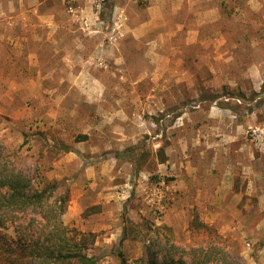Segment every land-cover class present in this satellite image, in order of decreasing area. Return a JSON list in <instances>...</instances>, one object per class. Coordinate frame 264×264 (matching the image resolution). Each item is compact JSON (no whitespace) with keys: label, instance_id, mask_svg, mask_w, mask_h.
<instances>
[{"label":"rangeland","instance_id":"obj_1","mask_svg":"<svg viewBox=\"0 0 264 264\" xmlns=\"http://www.w3.org/2000/svg\"><path fill=\"white\" fill-rule=\"evenodd\" d=\"M93 1L84 27L72 0H0L1 150L35 188L59 182L96 264L149 247L264 264V0ZM34 215L0 227V264L28 262Z\"/></svg>","mask_w":264,"mask_h":264},{"label":"trees","instance_id":"obj_2","mask_svg":"<svg viewBox=\"0 0 264 264\" xmlns=\"http://www.w3.org/2000/svg\"><path fill=\"white\" fill-rule=\"evenodd\" d=\"M79 139H86V135L79 136ZM65 149L69 151L70 148ZM14 155L0 148V227L6 221L14 220L18 213L35 214L24 226L16 227L17 246L27 257L26 264H96L97 258L84 251L86 235L70 236L63 223L67 192L54 198L59 187L57 181L43 182L40 189L35 188L32 177L15 163ZM89 234L92 235L91 232ZM23 240L26 241L25 246ZM217 252L212 248L207 258H191L189 264H202L205 259L216 258ZM146 256V264H187L185 256L177 257L169 249L153 251L149 247ZM121 263L126 264V260H121ZM222 264L243 263L238 257L230 261L225 258Z\"/></svg>","mask_w":264,"mask_h":264},{"label":"crops","instance_id":"obj_3","mask_svg":"<svg viewBox=\"0 0 264 264\" xmlns=\"http://www.w3.org/2000/svg\"><path fill=\"white\" fill-rule=\"evenodd\" d=\"M64 1L65 0H60V2H61V4H63L64 3ZM73 2H76V4L78 5L77 7H75L76 9H77V11L79 12V13H81V15L83 16V17H86V22H87V25L88 26H92L91 25V23H96V21H94L93 19H88L87 18V16L88 15H86L87 14V12H88V9L90 8V6H89V4L86 2V0H72ZM167 0H149V4H148V7H147V9H149V11H151V10H154L157 6L155 5V3L156 2H159L160 4H162V5H164V3L166 2ZM190 1V0H189ZM83 3V4H82ZM190 3V2H189ZM80 4V5H79ZM84 5V6H83ZM39 6V4H37V6L36 7H38ZM83 6V7H82ZM46 16H47V18L45 17V19H41V20H39L37 23H35V25H37V26H42V27H46L47 29H48V40L50 41V42H56V40H57V37H56V35H53V33H56L57 32V30H58V28H60L61 27V25H59L57 22H55V21H53L52 20V15H50V13H48V14H45ZM44 16V15H43ZM79 23H80V25L81 26H83V23H81L80 21H78ZM59 39H61V38H59ZM62 41V40H61ZM80 55V54H79ZM79 55H77V56H79ZM36 57V56H35ZM80 57V56H79ZM78 72V74H79V71H77ZM81 72V74L83 73V71H80ZM38 74H40L39 72H38ZM73 74H76V73H73ZM40 84V83H39ZM77 87L82 91L83 89H85L84 87H83V85H81V84H77ZM75 148L77 147V146H74ZM66 157H71V156H69V155H75V154H78V155H80V153L79 152H77L75 149H69V151H67L66 153ZM67 159H69V158H66V160ZM56 173H58V171L56 172ZM55 175H57V174H55Z\"/></svg>","mask_w":264,"mask_h":264},{"label":"built area","instance_id":"obj_4","mask_svg":"<svg viewBox=\"0 0 264 264\" xmlns=\"http://www.w3.org/2000/svg\"><path fill=\"white\" fill-rule=\"evenodd\" d=\"M104 2L105 0H94L93 7L96 9V11L97 10L99 11L101 4ZM68 11L72 14V16L75 18L76 21H80L81 23H83L84 27H88L87 22L85 20L86 17H83L81 13H79L74 6L68 5Z\"/></svg>","mask_w":264,"mask_h":264}]
</instances>
